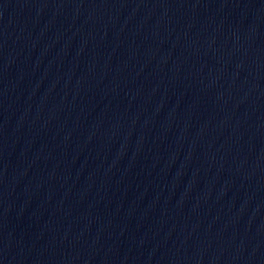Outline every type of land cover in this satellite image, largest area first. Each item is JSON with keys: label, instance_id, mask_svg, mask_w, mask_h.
I'll use <instances>...</instances> for the list:
<instances>
[{"label": "water", "instance_id": "obj_1", "mask_svg": "<svg viewBox=\"0 0 264 264\" xmlns=\"http://www.w3.org/2000/svg\"><path fill=\"white\" fill-rule=\"evenodd\" d=\"M0 264H264V0H0Z\"/></svg>", "mask_w": 264, "mask_h": 264}]
</instances>
